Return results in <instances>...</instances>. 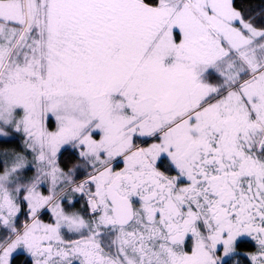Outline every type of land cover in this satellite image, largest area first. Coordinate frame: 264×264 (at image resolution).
Instances as JSON below:
<instances>
[{
  "label": "snow or ice",
  "instance_id": "obj_1",
  "mask_svg": "<svg viewBox=\"0 0 264 264\" xmlns=\"http://www.w3.org/2000/svg\"><path fill=\"white\" fill-rule=\"evenodd\" d=\"M0 264H264V0H0Z\"/></svg>",
  "mask_w": 264,
  "mask_h": 264
},
{
  "label": "trees",
  "instance_id": "obj_2",
  "mask_svg": "<svg viewBox=\"0 0 264 264\" xmlns=\"http://www.w3.org/2000/svg\"><path fill=\"white\" fill-rule=\"evenodd\" d=\"M252 2H253V4H256V3H259V0H252ZM69 166H71V165L69 164Z\"/></svg>",
  "mask_w": 264,
  "mask_h": 264
}]
</instances>
